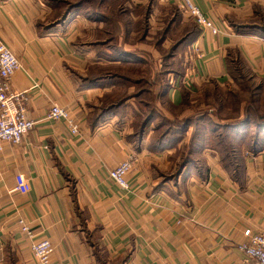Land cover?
<instances>
[{
  "label": "crops",
  "instance_id": "obj_1",
  "mask_svg": "<svg viewBox=\"0 0 264 264\" xmlns=\"http://www.w3.org/2000/svg\"><path fill=\"white\" fill-rule=\"evenodd\" d=\"M193 1L220 32L199 27L180 57L184 72L169 75L173 84L164 97L179 104L183 88L197 97L210 80L233 83L229 50L264 79V36L240 32L230 22L254 18L264 0ZM151 3L149 39L165 26L160 7L177 5L127 1L129 7ZM53 12L48 0H0V38L21 63L12 89L27 91L28 116L38 121L21 143H6L0 151V264H37L20 219L31 225L35 238L52 241L53 264H246L237 243L245 229L264 223V148L244 155L242 183L210 148L201 152L202 173L193 169L170 178L167 174L177 167L172 150L150 149L152 128L142 140L134 138L142 114L135 87L127 96L105 78L92 79L91 72L120 65L101 52L94 38L103 23L75 12L50 21ZM181 14L182 22L190 19ZM172 43L167 37L162 48ZM123 45L144 58L153 74L162 67L155 45L150 47L156 54L144 42ZM117 103L123 105L109 108ZM52 104L70 111L79 122L78 133L65 120L46 119ZM130 153L139 161L127 177L130 188L123 189L110 171ZM19 173L30 183L27 193L14 190Z\"/></svg>",
  "mask_w": 264,
  "mask_h": 264
},
{
  "label": "trees",
  "instance_id": "obj_2",
  "mask_svg": "<svg viewBox=\"0 0 264 264\" xmlns=\"http://www.w3.org/2000/svg\"><path fill=\"white\" fill-rule=\"evenodd\" d=\"M83 1L89 4L94 0ZM127 1L95 0L94 2H98L96 3L98 8L93 15H91L93 11L87 15L90 19L103 23L98 30L97 38L101 52L110 60L120 61V65H111L100 69L99 72H91L92 79H98L99 82L105 78L114 83L119 92L125 91L127 96L128 88L135 87L133 96L142 110L135 124L134 138L137 141L142 140L152 128L149 147L152 151H161L170 148L173 142L179 140V135L187 134L189 128L194 127L191 143L200 145L201 149L216 150L223 166L231 173L233 179L242 183L245 179L244 155L256 154L264 148V108L260 109L258 105L263 90L260 91V87L256 91L250 90L249 96L245 97L233 86L243 83L256 84L259 82L257 80H260L258 84L261 85L264 84V79L257 78L246 68L237 51L229 50L227 64L233 83L221 86L215 80H210L197 97H192L190 92L183 88L181 103H173L168 97H164L173 84L169 75L172 74L176 78L183 74L180 57L187 53L191 43L198 36L200 26L191 17L182 22V14L177 5L169 9L160 7L164 14L165 27L153 36V41H149L151 27L149 17L154 3L149 6L129 7ZM65 2L66 0H60L58 4ZM84 3L69 4L58 20L62 21L69 13L82 10ZM111 6L115 11H111ZM134 13L140 15L138 19H134ZM255 14L254 18L248 20L238 21L231 18L230 22L240 32L264 36V9L256 6ZM122 33H124L123 42L120 44L119 36ZM167 37H171L173 43L166 52H163L162 45ZM124 40L133 43L152 42L161 53L163 52L161 70L153 74L145 65L144 58L124 48ZM105 46L109 47L105 48ZM249 88L246 85L243 87L244 91ZM159 103L171 110H177L176 118L172 119L161 113ZM248 103L256 108L252 105L254 109V111L251 109L252 114L248 111V106L245 107ZM118 104L109 108L123 105ZM207 106L210 108H206ZM212 106L214 109H211ZM210 109L211 113L215 112L213 116L210 115L211 117L208 113ZM188 111L192 113L184 115ZM214 116L217 117V121ZM205 120L212 122L211 127L204 125ZM186 163L187 160L184 164ZM200 168L196 163L194 169L202 173L203 170Z\"/></svg>",
  "mask_w": 264,
  "mask_h": 264
},
{
  "label": "built area",
  "instance_id": "obj_3",
  "mask_svg": "<svg viewBox=\"0 0 264 264\" xmlns=\"http://www.w3.org/2000/svg\"><path fill=\"white\" fill-rule=\"evenodd\" d=\"M167 1V0H166ZM176 3L179 9L187 16L193 18L203 29L217 34L220 29L215 25L193 0H170ZM199 52L198 47L194 48ZM21 63L11 48L0 38V151L6 143L19 144L37 125L36 120L28 116L26 101L27 91H15L12 89V79L20 69ZM46 119L65 120L73 133L79 132V122L70 111L58 104H52L48 108ZM139 161L136 153H130L127 158L111 169L110 177L123 189H129V173ZM14 190L27 193L31 186L25 175H16ZM20 228L31 239V250L37 264H53L52 256L55 247L47 237L35 238L33 229L24 219L19 220ZM244 240L237 243V247L245 255L246 264H264V223L257 229L244 230Z\"/></svg>",
  "mask_w": 264,
  "mask_h": 264
},
{
  "label": "rangeland",
  "instance_id": "obj_4",
  "mask_svg": "<svg viewBox=\"0 0 264 264\" xmlns=\"http://www.w3.org/2000/svg\"><path fill=\"white\" fill-rule=\"evenodd\" d=\"M55 1V2H54ZM59 1L60 0H48V3L50 4V6L53 8V10H54V12H53V16H52V18L50 19V21H54L55 19L56 20H58V19H60L61 18V15H62V13L63 12H65L66 11V9H67V7L69 6V4H71V3H74V2H77V3H80V2H83L84 3V1L83 0H66V2H65V4H58L59 3ZM85 1H87V0H85ZM89 1H91V0H89ZM95 1V0H94ZM94 1H92V2H90L89 4L88 3H84V5H82L83 7H82V10H79V11H76L75 13H80V15H82V16H84V17H89V16H87L88 15V13H91L92 11V13H91V15H93V13H94V11H96V9L98 8V6H96L97 4L96 3H98V2H94ZM86 4V5H85ZM114 7L113 6H111V11H115V9H113ZM108 10H110V8L108 7ZM180 10V9H179ZM180 12H181V10H180ZM74 13V12H73ZM165 27V26H164ZM163 27V28H164ZM162 28V29H163ZM161 29V30H162ZM95 30H97V29H95ZM98 30H97V34H96V36L94 37V38H98L99 36H98ZM94 35H95V32H94ZM122 35H124V33H122V34H120V36H119V38L121 37V39H122V41L121 42H123V36ZM148 40L149 41H153L152 39H149L148 38ZM138 43V42H137ZM137 43H133V42H131V41H126V40H124V44H129V45H135V44H137ZM144 43H146V44H148L147 45V47H148V49H152V52L154 53V54H156V51H154V49H153V47H150V45H154L152 42H144ZM107 47H109V46H105V48H107ZM148 51H150V50H148ZM167 51V49H164L163 48V52H166ZM163 52H162V54H163ZM151 54L148 52V58L149 59H154V62H155V57L154 56H150ZM163 56V55H162ZM159 60V59H158ZM156 63V62H155ZM159 65H160V63H159ZM162 68V67H161ZM161 68H160V70H161ZM160 70H158V71H160ZM257 81H259L260 82V80H257ZM258 82V83H259ZM258 83H256V84H248V83H246V84H244V85H246V87H250L247 91L245 90L244 91V89H243V87H244V85L243 84H237V85H235V86H233L234 87V89L236 90V91H238V92H240L242 95H244L245 97H248L249 96V91L251 90H253V91H256L257 90V88L258 87H260V91H261V89L263 90L262 91V95L263 96H261V100L259 101V103H258V105H259V107H260V109H263L264 108V84H258ZM248 85V86H247ZM148 86V85H147ZM135 89V88H134ZM211 102L212 103H214V101L213 100H211ZM159 105V110L161 111V113L163 112L165 115H167V116H169L170 118H172V119H174V118H176V113H177V110H171L169 107H167L166 105V108H165V106H163L162 105V103H161V105L160 104H158ZM252 105L253 104H251V103H248V104H246L245 105V107L246 106H248V111L252 114V110L254 111V109H253V107H254V105H253V107H252ZM244 107V108H245ZM168 108V109H167ZM203 108H205V106H203ZM206 108H210V107H206ZM255 108V107H254ZM211 109H214L213 108V106L211 107ZM211 109L210 110H208V111H210V112H208L209 113V116L211 115V116H213V114L215 113H211ZM252 109V110H251ZM256 109V108H255ZM190 114L192 113V111H188ZM242 113H243V110H242ZM186 115H189V114H186ZM253 115H254V112H253ZM210 116V117H211ZM213 119V118H212ZM214 119L217 121V117L216 116H214ZM211 124H212V122L211 121H209V120H205L204 121V125H206V127H211ZM193 129H194V127H190L189 128V131H188V133H190V134H182V135H179L178 137H179V140L178 141H175V142H173L172 143V146L170 147V148H167V149H169V150H172V154H171V158L176 162V164H177V167H176V169H174L173 171H171V173H168L167 175H169V174H171L170 175V178H173L174 180L176 179V177H177V175L178 174H183L184 173V175H186L188 172L189 173H191V170H193L194 169V166L196 165V163H198L199 164V167H201L200 169L201 170H203L204 171V163L200 160L201 158V152L204 150V149H201L202 147H200V145L199 146H196L197 144L196 143H191V135H192V131H193ZM136 132V130L133 132V133H135ZM182 138V139H181ZM150 139V138H149ZM206 149V148H205ZM165 150V149H164ZM187 160V163L186 164H184V162Z\"/></svg>",
  "mask_w": 264,
  "mask_h": 264
}]
</instances>
